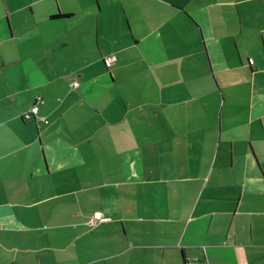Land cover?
Masks as SVG:
<instances>
[{
	"label": "crops",
	"instance_id": "0c3cea01",
	"mask_svg": "<svg viewBox=\"0 0 264 264\" xmlns=\"http://www.w3.org/2000/svg\"><path fill=\"white\" fill-rule=\"evenodd\" d=\"M191 260L264 264V0H0V264Z\"/></svg>",
	"mask_w": 264,
	"mask_h": 264
},
{
	"label": "built area",
	"instance_id": "2783aa9c",
	"mask_svg": "<svg viewBox=\"0 0 264 264\" xmlns=\"http://www.w3.org/2000/svg\"><path fill=\"white\" fill-rule=\"evenodd\" d=\"M78 84L77 81H74L72 83L73 86H76ZM42 102L40 97H37L36 101L26 110L22 113V118L24 120H32L37 117L38 109H39V104ZM99 213L95 212L93 216L89 220L90 225H95L96 222L99 219ZM185 264H206L204 261L201 260H191V261H186Z\"/></svg>",
	"mask_w": 264,
	"mask_h": 264
},
{
	"label": "trees",
	"instance_id": "16d2710c",
	"mask_svg": "<svg viewBox=\"0 0 264 264\" xmlns=\"http://www.w3.org/2000/svg\"><path fill=\"white\" fill-rule=\"evenodd\" d=\"M61 16H63V15H61V14H56V15H51L50 17H61Z\"/></svg>",
	"mask_w": 264,
	"mask_h": 264
}]
</instances>
